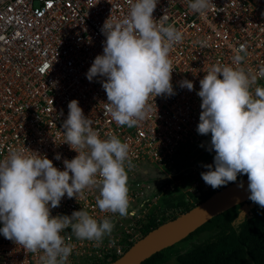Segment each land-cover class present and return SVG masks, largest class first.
Masks as SVG:
<instances>
[{
	"label": "built area",
	"instance_id": "built-area-1",
	"mask_svg": "<svg viewBox=\"0 0 264 264\" xmlns=\"http://www.w3.org/2000/svg\"><path fill=\"white\" fill-rule=\"evenodd\" d=\"M129 11V0H0V160L12 149L24 148L30 155H46L64 170L63 161L78 155L63 142V124L74 99L102 139L115 135L130 147V163L125 162L127 216L102 212L96 187L85 188L79 200L65 194L60 205L50 209L52 216L83 209L98 222L108 218L114 224L100 242L78 239L70 228L63 230L65 243L72 246L67 264L111 262L133 243L129 236L139 237L143 225L137 222L161 220L151 210L163 209L165 198L183 194L186 203H193L208 189L201 177L208 164L191 153L201 147L215 156L209 151L211 133L197 131L200 80L217 63L235 66L234 49L240 45L247 49L243 67L258 70L264 63V0H213L203 18L189 10L187 0H157L153 18L173 25L184 37L168 57L174 94L150 96L144 120L131 128L118 126L105 112L106 78L89 81L86 73L103 54L104 22H118ZM202 40L207 47H201ZM184 79L193 82V90L180 86ZM258 85L264 87V79ZM173 203L179 206L177 199ZM127 242L132 243L127 247ZM42 254L28 253L0 233V264H40Z\"/></svg>",
	"mask_w": 264,
	"mask_h": 264
},
{
	"label": "clouds",
	"instance_id": "clouds-1",
	"mask_svg": "<svg viewBox=\"0 0 264 264\" xmlns=\"http://www.w3.org/2000/svg\"><path fill=\"white\" fill-rule=\"evenodd\" d=\"M129 2L126 17L104 22L103 54L95 57L86 76L89 81L106 78L102 81L105 112L118 126L131 128L146 118L150 96L174 94L168 57L171 47L184 37L173 25L158 24L153 18L157 0ZM212 4L213 0H187L189 10L202 18ZM166 18L167 14L161 20ZM199 43L207 47L206 40ZM234 53L235 66L217 63L200 80L202 111L197 131L211 133L209 151L215 152L214 164L206 165L201 177L216 190L236 182L238 174L247 175L248 200L264 208V87L258 85L264 79V63L258 70L246 69L242 66L246 46L240 45ZM180 86L190 91L194 87L187 79ZM68 108L63 142L78 155L63 161L64 170L46 155H30L24 148L12 149L0 160V233L28 253L42 252L40 264H67L72 246L61 235L65 229L70 228L78 239L100 242L114 228L110 219L98 222L83 209L70 216H52L50 209L58 207L65 194L79 200L85 188L96 187V204L102 212L129 214L125 168V162L130 163L129 144L115 135L102 139L78 100ZM238 187L243 189V183Z\"/></svg>",
	"mask_w": 264,
	"mask_h": 264
},
{
	"label": "trees",
	"instance_id": "trees-1",
	"mask_svg": "<svg viewBox=\"0 0 264 264\" xmlns=\"http://www.w3.org/2000/svg\"><path fill=\"white\" fill-rule=\"evenodd\" d=\"M245 177L247 175L238 174L237 180ZM217 190L209 186L197 198L196 204ZM173 200L174 197H169L165 198L164 202H167L168 206H172ZM178 202H182V199ZM196 204L190 205L182 212ZM176 216L174 215L172 218ZM164 221L165 219L160 223H154L147 229V232ZM204 230L211 232V235L201 242L194 243L188 251L177 255V264H264V208L250 200L212 217L185 238ZM163 251L164 249L152 254L140 264H161ZM116 258L117 256L110 261Z\"/></svg>",
	"mask_w": 264,
	"mask_h": 264
},
{
	"label": "water",
	"instance_id": "water-1",
	"mask_svg": "<svg viewBox=\"0 0 264 264\" xmlns=\"http://www.w3.org/2000/svg\"><path fill=\"white\" fill-rule=\"evenodd\" d=\"M241 182L243 189L238 187ZM247 186L248 177H245L218 189L187 211L148 231L107 264H140L152 254L179 242L212 217L248 200Z\"/></svg>",
	"mask_w": 264,
	"mask_h": 264
},
{
	"label": "rangeland",
	"instance_id": "rangeland-1",
	"mask_svg": "<svg viewBox=\"0 0 264 264\" xmlns=\"http://www.w3.org/2000/svg\"><path fill=\"white\" fill-rule=\"evenodd\" d=\"M191 153L193 156L197 157L198 160H200V162H202L203 164H214V157L208 154L207 152H205L203 148L201 147L194 148ZM169 197H174V199H177L179 201L182 199V202H178L179 206H176L175 204H173L172 206H168L167 202H163L162 203L163 209H159V210L156 209L157 206H155L151 210L153 212V216L160 217L161 220L157 221V220H154V217H151L150 219L145 220L143 222H137V225L142 224L143 228L139 227V232H140L139 237L129 236V238H131L133 242L139 239L140 237H142L147 232V229L149 227H152L154 223L155 224L160 223L162 222L163 219H165V221L170 220L172 219L174 215L181 214L185 208L190 207V205L196 204L197 202V198H195L193 203H186L185 202L186 196L183 194H179L177 196H169ZM209 235H211V232L204 230V231L194 234L193 236L189 238H184L180 240L179 242L173 244L172 246L167 247L163 251L162 260L160 261V263L161 264H177V260H176L177 255L188 251L194 243L201 242L202 240L207 238ZM131 243L132 242H127L125 246L127 245L128 247Z\"/></svg>",
	"mask_w": 264,
	"mask_h": 264
}]
</instances>
